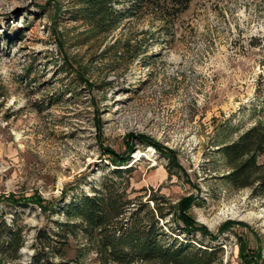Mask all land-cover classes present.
<instances>
[{"label": "rangeland", "instance_id": "rangeland-1", "mask_svg": "<svg viewBox=\"0 0 264 264\" xmlns=\"http://www.w3.org/2000/svg\"><path fill=\"white\" fill-rule=\"evenodd\" d=\"M180 1L141 3L101 30L83 16L86 0H0V213L25 228L23 264L35 232L65 221L62 203L91 194L115 168L104 150L130 148L119 168L133 170L135 190L189 199L194 222L212 234L229 228L210 242L169 220L166 234L222 248L217 264H244L241 243L264 260V198L225 181L218 151L264 122V0ZM131 3L114 8L121 15ZM167 154L183 173H168ZM7 197L35 203L7 207ZM83 244L75 239L72 254ZM80 264L98 263L86 249Z\"/></svg>", "mask_w": 264, "mask_h": 264}, {"label": "trees", "instance_id": "trees-1", "mask_svg": "<svg viewBox=\"0 0 264 264\" xmlns=\"http://www.w3.org/2000/svg\"><path fill=\"white\" fill-rule=\"evenodd\" d=\"M132 1L131 8L119 14L114 8L119 0H86L83 16L94 28L101 30L117 27L120 19L132 14L136 6L151 0ZM191 0H184L186 5ZM3 87L0 82V98ZM141 143L158 146L149 139L139 137ZM228 171L224 179L234 189H251L257 197L264 198V122L258 121L236 140L219 148ZM107 161L115 168L108 171L99 187L91 194H82L62 203L63 222H55L56 232L42 229L35 232L30 264H80L84 251H92L98 264H217L222 248L198 246L193 242H180L171 238L165 229L169 220L181 224L178 229L186 236L200 234L215 241L228 230V223L217 234L194 222L189 208L192 201L172 204L152 190H135L131 184L132 169H120L130 162L131 148L125 154L104 150ZM167 171L183 173L175 157L167 154ZM144 191V196L134 194ZM151 191L152 194L147 192ZM7 207L25 208L35 203L34 197L3 198ZM38 201V199H37ZM39 202V201H38ZM41 203V202H39ZM45 210V207H41ZM49 211V210H48ZM53 214L52 208L49 211ZM15 214L7 223L0 213V264H23L21 250L25 246L24 226L17 223ZM168 220V221H167ZM78 237L84 240L80 250H72V242ZM240 261L244 264H264L260 252L240 245Z\"/></svg>", "mask_w": 264, "mask_h": 264}]
</instances>
